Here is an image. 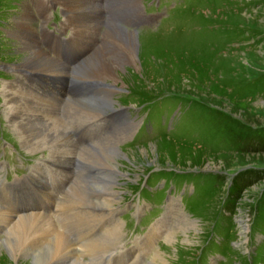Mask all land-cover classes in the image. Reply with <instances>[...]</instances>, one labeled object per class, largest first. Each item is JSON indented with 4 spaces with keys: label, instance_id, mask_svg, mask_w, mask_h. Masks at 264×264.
Returning <instances> with one entry per match:
<instances>
[{
    "label": "rangeland",
    "instance_id": "obj_1",
    "mask_svg": "<svg viewBox=\"0 0 264 264\" xmlns=\"http://www.w3.org/2000/svg\"><path fill=\"white\" fill-rule=\"evenodd\" d=\"M63 1L70 5V0H52L54 6L49 0H0V122L8 139L31 152L32 158H36L34 169L41 175L40 162L46 159L57 162L64 174H69L75 157L84 161L89 170L94 168L83 177L79 176L70 186L73 203H79L78 185L86 180L88 187H92L94 176L101 177L107 173L105 169L96 167L99 165H95V153L111 149H118L123 154L116 164L119 176L115 183L118 187L113 188L109 195L102 193L95 198L110 200L118 191L114 206L133 196L141 184H144L147 201L154 206L152 194L148 191L160 194L168 185V182L156 185L151 181L153 173L159 171L155 169L165 170L168 176L177 177L183 173L199 178L196 190H190L193 207H182L185 213H178L179 203L173 204L177 199L173 195L180 194L181 197L184 193L178 192L176 185L169 187V193L173 195L167 198L172 206L168 214L176 216L177 222L174 228L169 225V232H166L170 223L168 218L163 217L155 224H158L155 231L158 236L153 238L151 234V244L153 246L155 241L160 244L155 255L161 253L159 256L166 261L164 264H264V0H178L176 3L166 0L172 2L164 5L166 9L161 4L150 5L148 0H143L149 10L163 13L151 26H144L139 33H134L138 44L133 66L114 70L115 80L114 76H104L101 71H96L98 75L94 76L86 70L81 72L83 77L74 79L73 69L67 68L65 74L47 75L50 80L37 82L28 77L38 73L25 64L28 54L24 48H30L24 41L35 36L40 42L39 35L53 16L55 20L62 18L65 34L73 33V44L68 54L75 62L73 49L83 53V60L93 53L106 56L102 50L124 51L122 43L116 41L114 44V38L108 35L110 26L120 27L129 33L134 30V27L125 28L113 20L110 12L102 9L101 0H74L81 3L80 11L71 13L75 17L74 24L77 20L76 28L66 21ZM120 1L123 4L128 2ZM141 1L131 2L140 5ZM106 13L108 19L105 18ZM106 21L103 30L101 27ZM20 22L22 24H18ZM57 38L68 41L65 36ZM39 45L40 48L35 49L53 56L51 49L45 51L41 42ZM67 76H71L77 86L79 84L77 91L82 84L90 89H80L82 94L77 96L70 91L69 85L73 83L67 85ZM97 77L109 85L106 91L95 90L97 84L90 81L97 80ZM63 79L65 93L75 95V98H69L60 107L61 95L60 98L57 95L53 97L34 86V83H43L48 92L55 94ZM12 90L29 105L47 99L51 103L49 116L54 115L65 123L62 125L64 133L39 150H28L19 130L36 125L7 110L6 106L12 104L7 94ZM87 98L113 100L116 108L97 110L93 103L86 101ZM150 101L154 102L148 113L150 136L141 142L129 143L131 131L137 123L135 116L145 117L147 109L141 111L139 108ZM120 107L124 109L119 110ZM98 114L107 115L111 120L98 127L111 124L110 127L78 151L79 144L72 139L69 127L93 120ZM155 121L163 132L153 131ZM44 126L47 128L51 124ZM84 132L89 136V131ZM46 154L47 157L41 158ZM231 172L232 175L227 174ZM9 209L12 208L0 205V217H6ZM81 210L90 215H101L91 206H84ZM85 212L80 214L82 219L87 216ZM42 213L44 215H39V222L33 223L35 232L27 241H34V238L41 241L43 237L42 241L46 239V242L57 233L69 242L65 253L47 264H65L66 257H71V254L74 261L87 264L83 255H88L93 261V256L89 255L91 249L95 257L108 246L102 242L101 236L92 238V245L87 244L83 222L77 211L72 210L70 221L77 219L78 223L69 228L78 240L82 251L79 255L68 233L58 228L50 214ZM45 217H50L49 225L53 231H42ZM173 220L174 217L170 219ZM192 221L194 230L189 227ZM91 222L92 219L87 220V224ZM128 225H131L130 220ZM10 226L4 229L5 226L0 225L2 246ZM105 227L104 231L108 233L110 226ZM212 228L215 233L209 238L207 234ZM170 235L174 238L169 241ZM68 246L72 247L71 254ZM156 256L153 264L155 261L161 264L155 260ZM19 257L17 255V259L12 260L8 254H0V264H30L29 260Z\"/></svg>",
    "mask_w": 264,
    "mask_h": 264
},
{
    "label": "bare ground",
    "instance_id": "obj_2",
    "mask_svg": "<svg viewBox=\"0 0 264 264\" xmlns=\"http://www.w3.org/2000/svg\"><path fill=\"white\" fill-rule=\"evenodd\" d=\"M75 2H76V4H75ZM69 3H70V5L68 4V2L63 1V6H65V10L67 11L66 21L68 23L70 22L69 24H73V26L75 25V27L77 28L78 27L77 20L74 24L75 17L71 13L75 12V11L79 12L81 9L80 8L81 3L79 2V4H77V1H74V0H70ZM26 21L27 20H25V22ZM18 24H22V23L20 22ZM19 28L20 29L24 28V30H25V27H23V26H20ZM107 30H108V35L111 38H114L113 43L115 44L116 41L121 42L122 43L121 45H123L125 47V49H124L125 52L124 51H108V52H106V51L102 50L101 52H105L104 55L107 54L106 56H100L96 53H93L91 56H88L83 60V53L78 50V51H75L76 56H74V57H75V59L78 58L79 62H81L79 65H77L79 62L71 61V57H70L71 54H68L67 55L68 59L66 58L63 61L54 58L55 56L60 54L59 49L57 47H51V52L53 53V56H51L49 53H46L44 51L41 52L40 50L35 49L36 47L40 48V45H39L40 42H38L35 39V36H34V38L32 37L31 39H26L24 41V44L26 47H28L30 49L23 47L28 54L27 59L25 61L26 62L25 64H27L28 66L33 68L34 71H37V73H38L35 76L30 75L28 77L33 78L37 82H42V81L51 79V77L47 76V75H53L55 73H57L58 75H59V73L65 74L66 73L65 70L67 68H71V69H73L74 79H78L79 77H83V74L81 72L82 71L84 72V70H86V71L91 72V74L94 76L98 75L95 73L96 71H101V74H103L104 76H107V77L108 76L109 77L114 76L113 80H115L116 74L114 73V70L117 71L119 69H122L124 66H131L133 61H135L134 57H135V53H136L135 51L137 48L136 46L138 44V42H137L138 38H137V35L134 33H138V32H135L132 29V30H130L132 32L129 33L128 31L126 32V30H122L120 27L116 28V27H111V26ZM58 41L60 43L63 42V40H61V39H58ZM71 63L73 65H71ZM69 65H71V66H69ZM60 77H62V76L60 75ZM77 87H78L77 83H73L72 85H69L70 91L73 93H76L77 96H79L82 93H81V90L79 88H78L79 90L77 91ZM92 90H93V88H92ZM7 96H8L7 99H11L10 102L12 103L10 105L8 104L9 106H6L7 110L9 112L14 113V115H17L18 118L23 119V120L27 121L28 123H32V124L36 125V126H24V127L20 128V130H19V133L22 136V138L21 137L20 138L24 144H25V142L27 143L24 146L27 147L28 150H31V151H35L37 149L39 150V148H42L44 146V144H46L50 141L57 140L59 138L58 135H60V133H64V132H62V129L64 128V127H62V125H65V123L61 119L56 118L54 115L49 116V112L51 109V103L47 99L43 98L44 100L40 99L36 102H32L31 105H29V104H27L26 100L18 98L16 96V92L14 90L8 92ZM73 98H75V97H73ZM87 99L88 100H86V101L88 103H91V104L93 103L94 106L97 108V110L101 109L103 111L105 109L108 110L111 108H113V109L116 108V107L114 108L113 100H108V101L107 100H101V99L95 100L94 98H87ZM83 102H85V100L82 101V103L81 102L80 103L83 104ZM89 109L90 108H88V110ZM95 113H96V111H95ZM98 115L100 116V114H98ZM92 119H93V117H92ZM49 123L51 124V126H48L47 128H45L44 125L49 124ZM19 124L20 123H18V125ZM24 124H26V123L24 122ZM53 152H54V150H52V153ZM52 153H51V155H52ZM95 154H96L95 158L97 159L95 162V165H97V164L99 165L96 167H100L103 170L105 169L107 171V173L101 177H95V176H94V178L92 177L93 182H95L94 186H92V187H88V182L86 180L83 181L80 186L78 185V188L76 189V191L79 195V197H78V202H79L78 204L79 205L94 207L97 210H99L101 212V214H103L109 208L114 206L113 203H114L115 199L117 198L118 191L116 194H114L112 199L106 200V201H102L101 199L98 200L97 198H95V195H99L102 193L109 195L114 190L113 188L118 187L117 184L115 183V179L119 176V170H117L118 168L116 167V164H117V161L123 157V154H122V151H120L118 149L101 151V152H98ZM56 156L59 157L58 154ZM38 174H39V176H41L40 173H38ZM87 178H90V177H87ZM42 212L43 211L41 208H30V209H26V210L9 209L6 217L1 216L0 217V225L5 226L4 229H6L9 225H11V226H10V229L8 231L7 239L4 240L5 244L3 246L0 244V254H3L4 256H6V254H8L10 259H12V260L17 259V255H19L20 259L25 258V259L29 260L30 264H47V263L51 262L54 258L60 256L62 254V252L65 253V248L67 247V244L69 242L67 241V239L64 236L57 234V233L53 234V236L46 242H45V240H46L45 238H44L45 240H43L44 242L42 241V238H43L42 235L40 236V237H42L40 239L41 241L37 240L36 238H34V241H32V240L29 242L27 241L28 238L29 239L31 238V236H32L31 234L34 231L33 230V223L35 224V222H39V219H40L39 215H41V214L44 215ZM12 218H14V221L11 220ZM49 219H50V217L44 218V222L42 223V225H43L42 231L43 232L53 231L52 226L49 225L50 224ZM157 225H155L149 231L148 239H147V246H150V247L152 246L151 234H152L153 238L158 236V233H155V231L158 229ZM189 227H191L190 230L195 229V224L193 225V221ZM187 229H188V227H187ZM107 232H108V234L115 233L116 236H119V229L117 227H113V225L107 229ZM161 234H163L162 231H161ZM46 235H49V234H46ZM187 235L184 236L185 240L187 239ZM168 237H169V239H168L169 241L174 238V236H172V235H170ZM68 247H69L68 248L69 254H71L70 252H72V247L71 246H68ZM89 255L94 257L95 252L93 249H91ZM159 255H162V254L157 253V256L155 255L156 256L155 260H157L158 262H161V264L166 263V261ZM72 256H73V254H71V257ZM71 257H66L67 259L65 261V264H81L77 261H74ZM63 259H65V258H63ZM32 261H34V262L32 263ZM60 263H61V261H60ZM155 264H157L156 261H155Z\"/></svg>",
    "mask_w": 264,
    "mask_h": 264
}]
</instances>
